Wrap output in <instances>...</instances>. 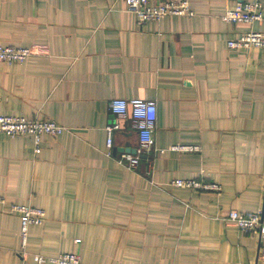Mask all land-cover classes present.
Returning a JSON list of instances; mask_svg holds the SVG:
<instances>
[{
    "label": "crops",
    "instance_id": "1",
    "mask_svg": "<svg viewBox=\"0 0 264 264\" xmlns=\"http://www.w3.org/2000/svg\"><path fill=\"white\" fill-rule=\"evenodd\" d=\"M188 1L191 17L138 25L124 0H0V44L33 50L0 62V116L65 128L37 153L30 137L0 134V264L63 253L81 264H264V240L226 220L264 206V49L226 47L264 33V0ZM236 2L260 3L262 20L224 22ZM112 99L156 104L154 151L135 170L117 161L137 136ZM12 205L45 211L25 246Z\"/></svg>",
    "mask_w": 264,
    "mask_h": 264
},
{
    "label": "built area",
    "instance_id": "2",
    "mask_svg": "<svg viewBox=\"0 0 264 264\" xmlns=\"http://www.w3.org/2000/svg\"><path fill=\"white\" fill-rule=\"evenodd\" d=\"M125 9L136 16L138 25L157 22L166 16H193L188 0H124ZM222 20L230 24H251L262 20V6L258 2H236L222 15ZM226 47L232 51H248L251 48L264 49V33L249 31L238 38L226 41ZM32 48H17L0 44V62L22 64L30 55ZM110 113L119 121L129 119L131 128L136 132L137 145L135 154H121L117 158L119 164L127 169L135 170L142 156L154 151V128L157 108L154 101L142 99H112L108 104ZM119 129L118 124L107 126L106 148H112V132ZM65 128L54 121H40L16 116H0V134L8 137L28 136L32 139L34 152H39L41 137L56 136ZM171 149L181 152H197L196 146H174ZM163 153L164 150H159ZM149 171V170H148ZM149 173V172H148ZM176 188H187L199 191L220 193L219 184L203 182L198 179H175L170 183ZM20 220V238L25 246L27 232L30 227L40 226L45 220L43 209L30 205H12L9 210ZM226 220L233 223L239 230L257 235L264 240V206L257 212H229ZM35 264H81L75 253H63L56 257L33 256Z\"/></svg>",
    "mask_w": 264,
    "mask_h": 264
},
{
    "label": "water",
    "instance_id": "3",
    "mask_svg": "<svg viewBox=\"0 0 264 264\" xmlns=\"http://www.w3.org/2000/svg\"><path fill=\"white\" fill-rule=\"evenodd\" d=\"M130 153H131V154H135V150H131ZM142 157H144V156H142Z\"/></svg>",
    "mask_w": 264,
    "mask_h": 264
}]
</instances>
